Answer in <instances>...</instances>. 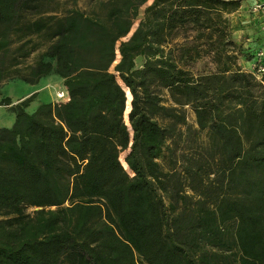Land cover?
<instances>
[{
    "label": "trees",
    "instance_id": "trees-1",
    "mask_svg": "<svg viewBox=\"0 0 264 264\" xmlns=\"http://www.w3.org/2000/svg\"><path fill=\"white\" fill-rule=\"evenodd\" d=\"M56 1L0 0V93L55 75L69 96L29 113L31 96L0 129V264H264V85L237 66L229 19L245 0H154L128 73L116 46L140 41L150 0L23 23ZM252 27L251 63L264 43ZM201 52L218 71H192Z\"/></svg>",
    "mask_w": 264,
    "mask_h": 264
},
{
    "label": "rangeland",
    "instance_id": "rangeland-1",
    "mask_svg": "<svg viewBox=\"0 0 264 264\" xmlns=\"http://www.w3.org/2000/svg\"><path fill=\"white\" fill-rule=\"evenodd\" d=\"M257 0H245L246 3H243L242 6H244V11L241 12L240 16L237 15V17L235 18V20H233L232 17H230V31L232 33V39L233 41L238 45L239 49H235L234 53L237 57V66H239L243 71L250 73V69H251V61L248 58V55H250V53H254L253 51H251V49H249L250 45H252V43L254 42V38L256 36L255 33L253 34H248V32L246 33V31H248L249 29L252 28V24L251 21L254 22L253 20V15H252V7L255 5ZM264 1V0H263ZM154 3V0H150L148 2V4L144 7L141 8L140 10V16L135 24V28H137L138 26H141V39L140 41L133 43L131 41V35H129L126 38L121 39L116 46V50H117V62L115 63L118 64L121 61H124V71L125 73H128L129 68L131 67V59L130 56L126 55L124 53V48L126 47H135L139 44H141L144 41V37H143V33L147 30V19L145 17L144 11L146 9V7L152 5ZM51 6V7H50ZM48 8V13L47 14H43V15H35L29 12H24V18H23V23H28L31 21H35L37 19H40L42 17H46L47 15L53 14V15H57L58 17L63 16L66 11L68 9H79L83 12H86L87 14H93V13H99V14H103L104 11L101 10V8L99 7V5L97 4V2H92L91 0H57L55 3L51 4ZM246 7V8H245ZM247 28V29H246ZM252 31L254 29H251ZM187 34H182L180 35L179 39H178V43L180 44H189L190 46L193 45V39L195 36H193V34H189V39H187ZM15 39H16V35H15ZM32 41H34V43L36 45H38V49L35 50V52H33L27 59L25 62V64H33L35 63L39 56L42 54V52H44V50L47 48L48 46V40L46 38L45 34H42L40 36H33V38H31ZM212 39V40H210ZM249 39L250 42H249ZM217 38L216 37H209V42L213 43L214 45L217 44L216 43ZM20 43L19 42H15L13 44V46L10 49V54L7 57V60L9 61L15 54H18V47H19ZM35 47V46H34ZM217 47V46H215ZM33 46L32 44H30L27 47L28 51H32ZM202 53V52H201ZM210 53V52H209ZM193 58L189 63V67L192 69V71L198 75V74H204V73H213L219 70V67H221V65H217V63L214 62V60L211 58V55L209 54V58L207 56L204 55V53H202L200 56L198 54H192ZM144 63L143 58L138 57L135 60V64L137 67L142 66V64ZM226 63V60L224 59L222 62V67L223 64ZM58 78L55 75H52L48 78ZM44 83H42L41 86H39L38 88H42L44 85ZM28 91H30V87H28L27 85H25L24 83H20V82H11L8 83L4 90L1 92L2 96L5 97H10L13 100L19 99L20 97H22L24 94H26ZM162 97L165 99L166 101V105L168 106H173L174 104L172 103V101L169 98V94L167 93V91H163L161 93ZM40 102H44L43 104H49L52 102V98H51V94L50 91H42L40 98L38 101H36L34 104H30L31 107L29 109V112H33V110H35L36 108H38ZM184 111H186V114L188 116V123L190 125H192L193 127L197 128L196 124H195V115L192 112L191 108L186 107L184 108ZM13 116V114L5 109H0V128H10V122H11V117ZM122 156H124V158L126 157V154H123ZM34 210H29V212H32Z\"/></svg>",
    "mask_w": 264,
    "mask_h": 264
},
{
    "label": "crops",
    "instance_id": "crops-1",
    "mask_svg": "<svg viewBox=\"0 0 264 264\" xmlns=\"http://www.w3.org/2000/svg\"><path fill=\"white\" fill-rule=\"evenodd\" d=\"M258 1V0H257ZM256 1V2H257ZM244 3H246V4H248L247 2H244ZM244 6H246V5H244ZM244 6H242L241 7V9L237 12V13H235V14H233L231 17L233 18V20H235V18L237 17V15L238 16H240V14H241V12H243L244 11ZM246 8V7H245ZM253 20H254V22L253 21H251V23L250 24H252V26H253V24H255L256 26H257V29L259 28H261V26H262V24H260L259 22H260V19H256L255 17L253 18ZM259 23V24H258ZM251 29H254V27H252ZM248 31H246V33H247ZM13 82H20V83H24V82H22V81H19V80H16V81H13ZM11 83V82H10ZM42 83H44L43 85V87L42 88H38L39 86H41L42 85ZM25 85H27L28 87H30V91H28L26 94H24L22 97H20L19 99H16V100H13L12 98V101H13V106H9V107H0V109H5V110H7V111H9V112H11L12 114H13V116L11 117V122H10V128H8V129H11L13 126H14V124H15V120H16V115H15V113H14V111H13V107L14 106H16V105H18V104H20L21 102H23L24 100H26V99H28V98H30L31 96H34L35 95V98H34V101L31 103V105L32 104H34L36 101H38L39 100V98H40V95H41V92L42 91H50V94H51V98H52V102L51 103H58L59 101L57 100V98H56V94L58 93V92H60V91H65L66 92V89H65V87H64V84H63V81L60 79V78H53V77H51V78H44V79H42L40 82H39V84H37V85H29V84H26V83H24ZM5 88V87H4ZM4 88H3V90H4ZM2 90V91H3ZM1 91V92H2ZM67 93V92H66ZM3 98H6L5 96H2V93H0V100L1 99H3ZM10 98V97H9ZM43 103L44 102H40V104H39V106H38V108L41 106V105H43ZM31 105H30V107H31ZM30 107L27 109V111L29 112V109H30ZM38 108H36L35 110H33V112H29V113H34ZM126 120H127V118H126ZM0 129H2V128H0Z\"/></svg>",
    "mask_w": 264,
    "mask_h": 264
},
{
    "label": "built area",
    "instance_id": "built-area-1",
    "mask_svg": "<svg viewBox=\"0 0 264 264\" xmlns=\"http://www.w3.org/2000/svg\"><path fill=\"white\" fill-rule=\"evenodd\" d=\"M252 15L257 20L261 21V31L264 34V1L258 0L252 7ZM250 74L261 84L264 85V43L256 53L255 59L251 63ZM58 103H66L69 101V96L65 91H60L56 94Z\"/></svg>",
    "mask_w": 264,
    "mask_h": 264
},
{
    "label": "water",
    "instance_id": "water-1",
    "mask_svg": "<svg viewBox=\"0 0 264 264\" xmlns=\"http://www.w3.org/2000/svg\"><path fill=\"white\" fill-rule=\"evenodd\" d=\"M130 110H131V109H130ZM129 112H130V111H129ZM129 112H128V114H129ZM128 114L126 113V115H125L126 118H128ZM123 166H124V165H123ZM125 169H126V168H125ZM126 170H127V169H126Z\"/></svg>",
    "mask_w": 264,
    "mask_h": 264
}]
</instances>
